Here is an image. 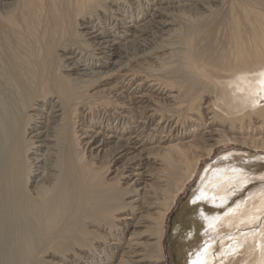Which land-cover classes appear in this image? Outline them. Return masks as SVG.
<instances>
[{
  "label": "bare ground",
  "instance_id": "bare-ground-1",
  "mask_svg": "<svg viewBox=\"0 0 264 264\" xmlns=\"http://www.w3.org/2000/svg\"><path fill=\"white\" fill-rule=\"evenodd\" d=\"M228 142L264 151V0H0V264H173L168 214ZM227 183L177 264L264 263V188L206 215Z\"/></svg>",
  "mask_w": 264,
  "mask_h": 264
},
{
  "label": "rangeland",
  "instance_id": "rangeland-1",
  "mask_svg": "<svg viewBox=\"0 0 264 264\" xmlns=\"http://www.w3.org/2000/svg\"><path fill=\"white\" fill-rule=\"evenodd\" d=\"M232 149H234L233 152H236V150H238L241 157L243 159H246V160L261 161L262 160L261 155H259V154L262 153L264 155V151L255 150V149L251 150V148L245 147L241 144L228 142V143H224V144L217 146L215 148L214 153L209 158H207L205 161H203L201 163V165L199 166V168H198L197 172L195 173V175L193 176V178L187 182L184 189L180 192L178 199L175 201V204H174L173 208L171 209V212H169L168 217H167V228H166V232H165L164 242H165L166 254H167V256L170 257L171 260H173V264H177V261H179L178 260L180 257L179 251L182 250L181 246H183V248H184V246H186V245L187 246L192 245V244H189V242L192 241L190 238H189V240L186 241V243L183 242L184 245L180 244L179 239H181L180 235H182L181 225L183 224L185 219L189 218L190 215H192L193 211L196 212L197 209L202 208V207H206V206L201 207V205H203L204 202L205 203L212 202L215 199L212 196L214 189H215L214 191H216V190H221L222 188H225L226 186H228L227 182H229V184H232L234 182L235 183L240 182L239 184H241V182L244 183V181L247 182L245 187L240 192H238L237 194H232V195L228 194L230 196V198L228 200H218L214 204L207 206L208 209L206 211H208V213H206V215L209 219H212L211 213L215 210H219L218 216H223V214H231V213L234 214L235 213V212H233L234 203H236L238 205L239 204H246L247 202L251 203L252 198H249V197L253 196L259 190L264 188V177H261L258 180H257L258 177H254L251 180H247L246 178L249 177V174H243L244 172L242 171V167L233 166L235 168V170H237L235 172V171H233V169L231 170V167H227L228 165L225 161H223V162L218 161L219 159H217V158L222 157L223 152L228 151V150H232ZM215 158L217 159V161L213 162L215 160ZM214 168L218 172H213L212 169H214ZM253 170H255V168H253ZM204 172H205V174L202 175V173H204ZM225 172H227V173L225 174ZM262 172H264V171H262ZM262 172H260V173H262ZM260 173H257L256 175H259ZM217 174H219L220 177H216ZM260 176H262V175H260ZM211 177H215V179L217 180L216 181L214 179L216 181L214 183L216 187L213 188L214 186L212 185V187L210 186V188L205 189L204 185L210 180ZM203 189L207 191V195H204L201 198H199V202L200 203L203 202V203L198 205V206L195 205V206H197V207H195L193 204H191V202H192L191 198H193V196H196L197 194H198V196H200L199 194L201 193V191ZM198 191H200V192H198ZM258 196H260V194H258ZM236 215L238 216L239 214H236ZM256 215L258 217V220L260 219L261 223H263L264 222V209L260 208L258 210V212H256ZM214 220H215V217H214ZM249 220L250 219L248 216L247 218H245L246 223L238 228V232H241L242 235L246 236V237H248L251 234V232H252L251 229L253 228V226L250 224ZM215 223L218 224V222H215ZM203 229H198V231L201 232V230H202V233L204 232V236L202 237V239L204 241L206 240L205 242H209L212 239H215V237L217 236V234H214V232H212V231H210L209 235H207V233L205 234L206 231L211 230L210 227L205 228L204 230ZM191 230L192 229H190V231ZM194 235H197V234L195 233ZM207 236L210 239L209 238L207 239ZM200 245H201V243L198 244V247Z\"/></svg>",
  "mask_w": 264,
  "mask_h": 264
},
{
  "label": "water",
  "instance_id": "water-1",
  "mask_svg": "<svg viewBox=\"0 0 264 264\" xmlns=\"http://www.w3.org/2000/svg\"><path fill=\"white\" fill-rule=\"evenodd\" d=\"M233 150H234V149L223 152V153H222L223 156L220 157V158H222V159L225 160L226 162H227L228 160H231V162H233V160H235L238 164H243V162H251V161H254V160H244V159L241 157V155H240V153H239L238 150L235 149L236 152H233ZM217 159H219V158H217ZM217 159L215 158V160H214L213 162L217 161ZM242 161H243V162H242ZM252 163H253V162H252ZM257 166H258V165H257ZM240 167H241V166H240ZM242 168L244 169V170H242V171L244 172V174H248V173L252 174L251 171L253 170V168H255V170H256V166H253V167H252V165H242ZM255 170H253V171H255ZM259 172H261V171H259ZM259 172H258V173H259ZM204 174H205V172L202 173V175H204Z\"/></svg>",
  "mask_w": 264,
  "mask_h": 264
},
{
  "label": "flooded vegetation",
  "instance_id": "flooded-vegetation-1",
  "mask_svg": "<svg viewBox=\"0 0 264 264\" xmlns=\"http://www.w3.org/2000/svg\"><path fill=\"white\" fill-rule=\"evenodd\" d=\"M222 158H219V160L218 161H220ZM232 166H239V164L235 161V160H233V162H232ZM213 168V167H212ZM179 196V195H178ZM253 196H251V197H249V198H252ZM191 201L193 202L194 200L191 198ZM191 202V204H193ZM236 203H234V205H235ZM193 206V205H192ZM180 218V217H179ZM169 259H170V257L169 256H167ZM171 260V259H170ZM172 261V263H173V260H171Z\"/></svg>",
  "mask_w": 264,
  "mask_h": 264
}]
</instances>
